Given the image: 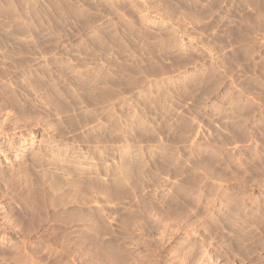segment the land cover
Returning <instances> with one entry per match:
<instances>
[{
    "label": "rangeland",
    "instance_id": "374dc122",
    "mask_svg": "<svg viewBox=\"0 0 264 264\" xmlns=\"http://www.w3.org/2000/svg\"><path fill=\"white\" fill-rule=\"evenodd\" d=\"M0 264H264V0H0Z\"/></svg>",
    "mask_w": 264,
    "mask_h": 264
}]
</instances>
